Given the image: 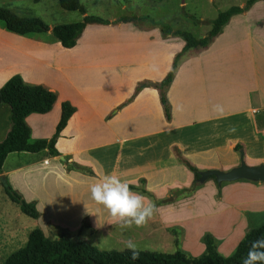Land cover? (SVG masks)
Masks as SVG:
<instances>
[{"label": "rangeland", "instance_id": "1", "mask_svg": "<svg viewBox=\"0 0 264 264\" xmlns=\"http://www.w3.org/2000/svg\"><path fill=\"white\" fill-rule=\"evenodd\" d=\"M246 1L81 0L88 15L100 16L108 20H117L122 16L132 14L150 16L155 20L170 24L174 30L180 29L192 32L197 38L207 36L212 27L207 21L215 19L220 11L226 10L232 5L244 6ZM0 6L8 7L20 16L39 17L51 27L83 19L81 11L64 9L61 7L59 0H0ZM189 14L194 15L202 22H195ZM99 25L97 23L90 25L91 32L86 36L84 42V48L88 50L87 52H83L82 49H73L72 52H69V50H65L61 46L60 42L50 32L22 35L7 30L4 22L0 20V84L5 83L11 76L20 74L28 83H41L47 86L52 85L58 89L62 88L58 91L62 94L66 90V84H64L65 87L63 89V83L59 82H66L67 80L64 74H59L53 67L58 60H61L62 63H69L71 62L70 60L77 62V66L74 67L75 69L65 72L73 78L75 85L93 92L92 94L87 93L88 96H91L90 102L80 100V102L84 103L85 115L84 117L82 116V121H80L81 123L77 129H82L80 133H83L85 142L93 144L86 148L87 152L81 155V160L92 169V172L87 174H92L98 178L103 176L100 174L101 172H108L109 174L107 169L113 165L112 162H104V158L107 156L105 154L107 150L105 147L108 146L106 140L110 136L107 129H113V126L116 125V129H122L126 136L132 138L134 141L139 138L142 141L153 139L160 132L157 131L156 134H151L143 133V131L149 130L151 127L155 128L158 125L157 121L163 116L161 109L156 112L153 111L151 114L143 109L142 104L137 109L136 106H132L137 102L136 100L135 102L130 101L126 104L122 115L117 118L114 117L113 121L110 120L112 123H108L105 119L106 113L108 114L109 112L108 109L113 104L126 100V94L131 86V79H133L132 83L135 81V90L137 87L141 89L154 87L157 91V101H154L153 98L152 101L155 105H160V91L155 84L159 83L166 76L176 55L180 53L185 45V40L182 37L163 34L160 26L154 25L150 21H130L129 23H124L122 27L116 23H111L108 26L104 24ZM233 25L236 27V31L240 28H242L240 30H246L247 28L252 34H263L264 0H256L251 8L241 14L239 18H236L232 24L229 22L225 27V31H223V33L227 32L226 36L222 39L223 33L219 35L216 43L213 42L210 45L211 48L209 47L205 53H203L205 49L194 48L183 54L179 66V82L171 92L175 103L179 101L177 99H181L182 97L183 82L185 84L187 82L184 93L188 89L190 93L186 96L187 101L189 103L192 102L188 100L190 98L195 100L196 103H206L209 105L206 109L207 112L214 110L215 107L220 108L219 105L221 104L224 107L226 104L232 103L233 100L244 99L246 101L249 96L248 89H251L250 86H254L257 80L246 78V75H250V73L246 71L243 65L257 63L264 65V51L252 48L250 46L251 39H249V36L244 37L243 33L237 32L235 37L232 38L233 33L231 31H234ZM229 28L230 32L228 31ZM136 78L145 80L137 81L135 80ZM154 92V90L149 91L151 95ZM62 102L63 100H58L49 116L45 119V124L42 125V128L40 127L45 130L40 135L35 132V136L38 137H33V140L50 139L52 137L53 134H49V132L50 129H56L54 126L55 118L62 109ZM77 106L81 111L83 108L81 103H78ZM1 111H7L8 118L6 119L5 117L4 121L0 123V129H8L10 125V109L8 105H0ZM179 111L180 107H178L177 114ZM33 128L35 127L33 126ZM189 131L187 135L191 138L208 137V141L210 142L207 147L209 151L207 150L206 153L197 155L193 161L214 162L215 145L213 129H189ZM174 132L176 134L177 130H174ZM133 143L128 144L131 145ZM173 143L169 147L171 148L170 155L168 154L165 159H161V157H165V151H161L159 147L156 149L159 159L153 165L154 168H170V172L164 177L152 175L150 183L149 178H146V183L142 184L140 179L146 176H139L138 172L140 169L142 171L146 168H133V164L130 163L128 165V163H124L123 161L121 168L118 170V174L121 175L120 178L122 180H126L128 184H134L139 188L143 186L147 187L152 193V195H147L140 190L133 191L141 194L146 204L152 203L155 205L152 218L144 225L141 227L133 225L130 228L122 229L116 222L110 223L109 216L106 217L103 213L98 212V210H94L95 207L102 209L103 206L92 201L90 195L89 197H83L84 193H81V200H90V208L94 211L93 213L85 214L81 223L75 225L73 222V230L68 232L76 234L80 230L82 236L91 244L105 251L125 250L123 247L124 242L131 239L137 244L138 250L156 252H174L180 250L189 256L201 255L205 250V235L211 234L213 236L212 228L225 219L223 215L226 217L225 212H221L223 204L217 201L222 196V185H219L215 176H210L205 182L198 181L195 184L194 177L191 175L187 186H181L180 188L176 186L174 181L176 179L184 181L187 175L179 166L182 163L176 149L180 148L176 144V141ZM62 148L66 147L63 146ZM236 151L238 160H235L236 163L233 162L234 165L229 166L230 168L217 169L229 170L232 166H238L240 164L241 150ZM225 153L226 155H231L229 151ZM182 154L187 158L185 153L182 152ZM19 155L18 153L9 154L5 167L7 169L10 168L17 159L21 161L32 159L27 157L21 159L18 158ZM27 155L35 157L32 153H28ZM226 155L225 158L227 159ZM141 157H143V152ZM63 158L66 162L70 161L68 156L64 155ZM168 159H170L169 162L167 161ZM221 160L223 162L224 159L221 158ZM245 161L253 160H247L245 157ZM76 163L78 162L73 158V187H82L76 180V174L79 172L74 170L76 169L74 165ZM126 167H130L128 171L125 170ZM199 169L202 171L213 168L206 169L199 167ZM82 172L86 173L85 171ZM133 172L136 175H130ZM81 177L83 176L78 174V179ZM14 178H12V181L15 183V185L13 184L14 188L18 186V189L21 191V186L16 183H19V180ZM243 180L249 181L239 179V181ZM91 182L93 181L81 183L90 188ZM260 183L264 185V182ZM0 185L3 187L2 182ZM247 192V195L250 196L259 193L256 191ZM2 193L5 197L4 200L3 197L2 199L0 197V201H3V203H0V209H2L3 217L6 219L8 215H14L13 212H8L7 207L18 206L9 198L4 190ZM214 196L218 199L215 200ZM73 203V206L76 205L75 201ZM21 215L30 219L23 213ZM42 215V219L47 224L49 216L45 215V213ZM94 218L99 222H96ZM1 219L4 221L3 218ZM234 222H236V219ZM250 223L251 227L246 232L264 224V213L252 218ZM45 227L47 230L46 235L54 238L61 231L53 227L48 228L47 225ZM217 249L220 252L219 247ZM220 253L225 255L222 252ZM232 253L233 251L225 256Z\"/></svg>", "mask_w": 264, "mask_h": 264}, {"label": "crops", "instance_id": "2", "mask_svg": "<svg viewBox=\"0 0 264 264\" xmlns=\"http://www.w3.org/2000/svg\"><path fill=\"white\" fill-rule=\"evenodd\" d=\"M239 17L240 15L234 16L230 21L231 24L236 18ZM123 24L124 23H117V25L120 27H122ZM90 25L91 24L87 26L84 34L78 40V43L74 48H64L62 45L61 46L65 50H69V52H72L73 49H82L83 52H87L88 50L84 48V42L86 36L89 34V32H91ZM101 25L102 24H100L99 26ZM225 27L223 31H225ZM232 28L234 29V31H231V33H233L232 38L235 37V34H237V32L243 33L244 37L249 36V39H251L250 46L252 48L264 51V33L252 34L247 28L246 30H240L242 29L240 28L236 31V27L234 25L232 26ZM223 31L221 32V34L223 33ZM228 31L230 32V28ZM48 32L51 33V31ZM226 34L227 32L223 33L222 39L226 36ZM218 36L215 38L214 43H216V41L218 40ZM209 47L211 48V46ZM209 47L205 48V51L203 53H205L209 49ZM70 61L71 62L69 63H62L61 60H58V62H56L55 66L53 67L56 69V71L59 72V74H64V76L66 77V82H59L63 83V89L65 87L64 84H66V90L64 93L62 92L61 94V92H58L59 89L62 88L58 89L52 85L47 86L46 84H42L43 86L46 85V88L54 91L57 94V100L55 104L59 99H61L63 100V102L68 101L76 107L75 113L71 116L66 127L62 130L57 140L56 147L59 150V155L53 156L49 154L48 149L42 150L38 153H32L35 155V157H29V155L27 154L30 152L26 151L12 152L20 154L18 158L24 159V157H27L32 159L22 161L20 159H17V161L14 162L8 169L5 167V163L8 157L5 160L2 174L7 176L12 185H15V183L12 181L13 177L19 180V183H16L21 186L22 190L20 191L18 189V186H15L17 187L15 189H17L24 198L36 203L41 216L39 218H32L27 215L30 219L22 217L21 214L23 212L21 211L19 205L15 202L14 203L18 207H7L8 212H13V216L8 213L10 215H8L6 219H4L2 209H0V264L3 263L12 253L26 246L30 232L35 228H41L45 232V234H47L45 225H47L49 228V224H52L54 228H57L59 230L71 231L73 230L74 223L75 225L81 223L83 216L91 212L93 213L95 209L98 210V212L103 213L106 217L108 216V213L104 209V207H102V209L95 207L93 210L92 208H90V200L83 201L80 198L81 193H84V195H82L83 197H89L90 195V192L88 191L89 187H87V185H83L81 182H97L99 180L98 177H95L92 174H87V172L83 173L82 170L76 168L74 170L79 171L76 174V180L81 184L82 187H73V158L78 162L76 163V165L90 168L89 165L85 164L81 160V155L87 152L86 148L93 144L85 142L83 133H80L82 129L77 128L81 123L80 121H82V116L84 117L85 115L84 103L80 102V100L90 102L91 96H88L87 93L92 94L93 92L91 90L85 89L84 87L75 85L73 83V78L67 75L65 71L73 70L75 69L74 67L77 66V62H73V60ZM243 66H245L246 71L250 73V75H246V78H248L249 80H257L256 84L254 86H250L251 89H248L249 96L246 101L244 99L233 100L232 103L226 104L224 107L221 104L219 105L220 108L215 107L214 110L209 112H207L206 110L209 107V105H207L206 103H196L195 100L190 98H188V100H191L192 102L189 103L187 101L186 96L190 94L189 89L187 90L188 93H184L187 82L186 84L184 82L182 83V86L184 87L181 99H177L179 101L176 103L174 102L171 92L179 82L178 73H180V68H178V72L174 82L167 89V95L169 94V101L172 104L171 106H173L172 119L168 121L163 112V116L160 120L157 121L158 125L155 128L151 127L149 130L143 131V133L151 134H156L157 131L160 132V134H156L158 135L156 136V138L143 141L139 138L134 141L132 138L127 137L122 129H116V125L113 126V129H107L110 136L107 137L106 140L108 146L105 147L107 149L105 152L107 156L106 158H104V162L113 163V165L108 167L107 169V171H109V174H114L118 177H121V175L118 174V170L121 168V164L124 161V163H128V165L130 163L133 164V168H146L142 171L140 169L138 175L146 176L145 179L149 178V183L151 181L150 179L152 175H161L162 177L166 176L167 173L170 172V168H154L153 166L156 163L157 159H159L156 149L159 147L161 151H165V157H161V159H165L167 158L168 154L170 155L171 148L169 147L171 144H174V141H176V144L180 148L178 150L181 153H185L188 160L198 168H230L229 166H231L233 162L236 163V161L238 160V154L235 150V146L238 143L243 145L242 149L245 151L246 159L253 160L246 162L247 164L259 165L264 163V65L257 63L245 64ZM135 80L143 81L145 79L136 78ZM132 82L133 79H131V86L128 90V93L126 94V100L121 103L117 102L108 109L109 112L107 111L108 114L106 113L105 117L108 123H112L111 121L114 120V117L117 118L122 115L123 111L125 110L126 104H128L130 101L135 102L137 100V102L132 106H136V108L138 109L140 104H142L141 106L143 107V109L149 114H151V112L153 111H159L160 109L163 111L161 102L160 105H155L152 101V98L154 99V101H157V91L154 87L142 88L135 96H133L135 92V81L134 83ZM153 90L155 92L151 95L149 91ZM190 97L193 98L192 96ZM78 103H81V106H83L81 111L77 106ZM178 107H180V111L177 114ZM51 111L44 114L32 113L27 117V122L31 127V142L35 141L33 140V137H38L35 136V132L36 134L40 135L45 130L41 128L42 125L45 124V119L49 116ZM61 112L62 109L61 111H59L55 118V127H57V124L60 120ZM5 117L6 119L8 118V112L1 111L0 123L4 121ZM33 126L35 128H33ZM189 129H213L215 155L214 159H212L214 160V162L205 163L199 160L193 161L194 157H196L197 155L206 153V151L208 150V143L210 142L208 141V137H198L197 139L193 137L191 138L189 135H187L190 132ZM7 130L8 129H0V139H3V137H5ZM174 130H177L176 134H174ZM55 131L56 129H50L49 134H54ZM131 142L134 143L129 145L128 143ZM63 146H65L66 148L63 149ZM223 151H229L231 155H226V153ZM142 152L143 157H141ZM223 153H225V155L228 157L227 159L225 158V155H223ZM64 155L68 156L70 160L69 162H66L64 160ZM221 158L224 159L223 162ZM169 160L170 159H168L167 161L169 162ZM179 166L186 172L187 175V178L184 181L181 179H176V181H174V184L180 188L181 186H187L189 184L191 175L192 177H194V174L183 164H180ZM129 168L130 167H126L125 170L128 171ZM2 174H0V176ZM78 174L82 175L83 177L78 179ZM100 174L105 175L108 174V172H101ZM130 175H136V173L133 172ZM81 179L84 180L81 181ZM87 180H89V182H87ZM161 180L164 181L162 178ZM93 182H91L90 185ZM219 185H222V196L219 198V200H217L218 198L215 197L216 195L214 197L215 200L223 204L221 212H225L226 217L225 215H223L225 219L222 220L220 224H217L216 227L212 228V234L216 248L219 247V251L227 255L232 251L234 252L239 241L246 235V231L249 227H251L250 222L252 221V218H255L256 216L264 213V185H262V183L258 181L251 180L227 181ZM3 190L4 188L0 185V197L1 199L3 197L4 200L5 195H3L2 193ZM247 191H256L259 193L250 196L247 195ZM73 201L76 202V205L74 206ZM0 203H3V201H0ZM18 208L20 209V211ZM44 213L45 215L49 216L47 224H45V221L42 219V214ZM1 218L6 221L4 222ZM235 219L236 222H234ZM97 221L98 220H96V222Z\"/></svg>", "mask_w": 264, "mask_h": 264}, {"label": "trees", "instance_id": "3", "mask_svg": "<svg viewBox=\"0 0 264 264\" xmlns=\"http://www.w3.org/2000/svg\"><path fill=\"white\" fill-rule=\"evenodd\" d=\"M255 2L256 0H247L244 6L232 5L226 10L220 11L215 19L207 21L212 27L207 36L202 38H197L192 32L186 30H174L170 24L155 20L150 16L132 14L110 21L100 16L88 15L81 0H59L61 7L64 9L78 10L84 14L83 19L77 22L57 24L51 27L39 17L20 16L12 9L4 6H0V20L4 22L8 30L22 35L51 31V34L64 48H74L87 26L93 23L110 25L111 23L117 24L130 21H150L154 25L160 26L163 34L182 37L185 40L183 49L176 55L166 76L155 84L160 91V102L163 106L164 115L170 121L172 119V106L167 95V89L175 80L183 54L194 48H208L234 16L243 14ZM190 16L195 22H202L194 15ZM139 90L141 88L137 87L134 95ZM56 100L57 94L54 91L42 84L28 83L20 74L11 76L0 87V104H8L10 107V125L5 137L0 140V174L3 172L5 160L12 152L38 153L48 149L49 154L59 155V150L56 147L57 140L69 119L75 113L76 107L68 101L62 103L61 117L56 131L50 139H37L31 142V127L27 122V117L32 113L44 114L51 111ZM242 148L243 145L240 143L235 146L236 150ZM176 150L181 163L194 174V183L197 184L201 177V170L185 158L178 149ZM74 165L82 171L91 173L89 167ZM0 178L6 194L19 205L24 214L32 218L41 216L34 201L26 200L13 187L7 176L2 174ZM140 181L142 184L146 183L144 177ZM129 188L130 190H140L144 194L152 195L144 186L139 188L134 184H129ZM49 227L54 228L52 224H49ZM262 235H264V224L252 228L239 241L235 251L228 256L218 252L213 236L207 234L204 237L205 250L199 256H189L180 250L174 252L138 250V258L133 261L130 259V252L127 249L122 251L101 250L83 237L80 230L76 234L61 230L58 236L54 238L50 235L47 236L41 228H35L30 232L26 246L12 253L1 264H240V259L246 255L250 242Z\"/></svg>", "mask_w": 264, "mask_h": 264}, {"label": "clouds", "instance_id": "4", "mask_svg": "<svg viewBox=\"0 0 264 264\" xmlns=\"http://www.w3.org/2000/svg\"><path fill=\"white\" fill-rule=\"evenodd\" d=\"M89 191L91 200L107 210L109 222H116L122 229L133 225L141 227L152 218L155 211L154 204H146L141 194L131 191L128 182L114 174L101 176L90 185ZM123 247L130 252L131 260L138 258L137 244L131 239L126 240ZM240 264H264V235L250 242Z\"/></svg>", "mask_w": 264, "mask_h": 264}, {"label": "water", "instance_id": "5", "mask_svg": "<svg viewBox=\"0 0 264 264\" xmlns=\"http://www.w3.org/2000/svg\"><path fill=\"white\" fill-rule=\"evenodd\" d=\"M245 151H240V164L229 170H221L217 168L200 171V182H205L210 176H215L218 183L227 181H236L239 179H247L251 181L264 182V163L259 165L247 164L245 159Z\"/></svg>", "mask_w": 264, "mask_h": 264}]
</instances>
